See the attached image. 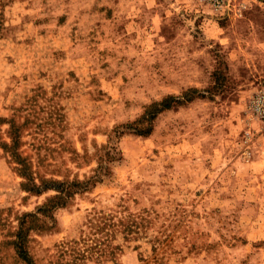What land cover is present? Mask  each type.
I'll return each mask as SVG.
<instances>
[{
  "label": "rangeland",
  "instance_id": "1",
  "mask_svg": "<svg viewBox=\"0 0 264 264\" xmlns=\"http://www.w3.org/2000/svg\"><path fill=\"white\" fill-rule=\"evenodd\" d=\"M244 1L229 22L203 0H0V264H25L26 214L33 264H264V124L247 109L264 0ZM93 176L38 213L45 186Z\"/></svg>",
  "mask_w": 264,
  "mask_h": 264
},
{
  "label": "trees",
  "instance_id": "2",
  "mask_svg": "<svg viewBox=\"0 0 264 264\" xmlns=\"http://www.w3.org/2000/svg\"><path fill=\"white\" fill-rule=\"evenodd\" d=\"M1 23V22H0ZM171 103H179L172 98H166L163 100L159 105L160 108L159 110L156 109L155 112H161L163 110H168L171 106ZM148 132L145 130L144 133ZM143 133V134H144ZM142 135V133L140 134ZM103 169V171H106V169L100 167V170ZM24 172V169H22ZM22 172V173H23ZM24 175V174H22ZM25 177V176H23ZM99 181L98 176H93L92 178L83 181V182H73L68 185L64 183H56L57 185L55 188L52 187H44L42 191H50L53 190L57 194L52 197L47 203L43 205L41 209L38 210V213H40L43 217L48 218V219H53L51 212L57 208H62L65 207L67 202L75 195V194H81L84 193L91 188L95 186ZM33 189H28L29 192H34L36 195L40 194L39 188H36L34 185L32 186ZM25 218H32L29 221H26ZM34 220H36L35 215L33 214H26L23 219L19 223V227L16 233V241L14 243L15 249L17 252L18 257L25 263V264H33L28 257V254L25 249V241L27 237V233L30 230V226H25L26 223L30 224L33 223Z\"/></svg>",
  "mask_w": 264,
  "mask_h": 264
},
{
  "label": "built area",
  "instance_id": "3",
  "mask_svg": "<svg viewBox=\"0 0 264 264\" xmlns=\"http://www.w3.org/2000/svg\"><path fill=\"white\" fill-rule=\"evenodd\" d=\"M203 2L210 13L220 20L238 22L245 18L247 5L244 0H203ZM247 109L251 119L264 124V87L253 92Z\"/></svg>",
  "mask_w": 264,
  "mask_h": 264
}]
</instances>
